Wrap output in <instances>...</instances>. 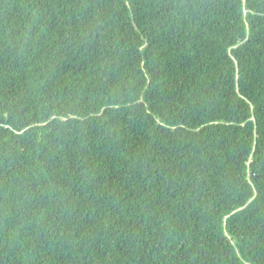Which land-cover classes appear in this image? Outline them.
Masks as SVG:
<instances>
[{"label": "trees", "instance_id": "16d2710c", "mask_svg": "<svg viewBox=\"0 0 264 264\" xmlns=\"http://www.w3.org/2000/svg\"><path fill=\"white\" fill-rule=\"evenodd\" d=\"M0 264H264V0H0Z\"/></svg>", "mask_w": 264, "mask_h": 264}]
</instances>
